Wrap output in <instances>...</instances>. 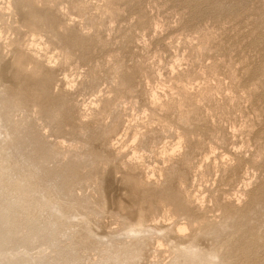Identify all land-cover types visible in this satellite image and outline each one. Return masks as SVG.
I'll return each mask as SVG.
<instances>
[{
	"label": "rangeland",
	"instance_id": "obj_1",
	"mask_svg": "<svg viewBox=\"0 0 264 264\" xmlns=\"http://www.w3.org/2000/svg\"><path fill=\"white\" fill-rule=\"evenodd\" d=\"M0 264H264V0H0Z\"/></svg>",
	"mask_w": 264,
	"mask_h": 264
}]
</instances>
